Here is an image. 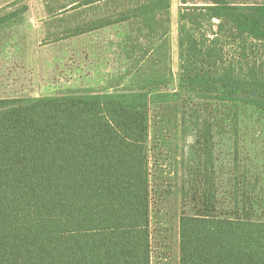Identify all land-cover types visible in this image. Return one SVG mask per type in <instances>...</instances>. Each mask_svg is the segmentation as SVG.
Returning a JSON list of instances; mask_svg holds the SVG:
<instances>
[{
	"label": "trees",
	"instance_id": "obj_1",
	"mask_svg": "<svg viewBox=\"0 0 264 264\" xmlns=\"http://www.w3.org/2000/svg\"><path fill=\"white\" fill-rule=\"evenodd\" d=\"M180 2L177 91L160 90L175 81L172 2L133 0L79 33L134 19L157 38L168 61L142 88L0 98V264H153L150 108L182 91L198 101L190 114L205 169L182 188L192 208L179 218V264H264L259 178H236L223 205L214 161L216 126L237 134L264 115V1Z\"/></svg>",
	"mask_w": 264,
	"mask_h": 264
},
{
	"label": "rangeland",
	"instance_id": "obj_2",
	"mask_svg": "<svg viewBox=\"0 0 264 264\" xmlns=\"http://www.w3.org/2000/svg\"><path fill=\"white\" fill-rule=\"evenodd\" d=\"M263 2L264 0H235ZM170 67L175 81L161 91L178 90V20L180 0H171ZM133 0H0V16L27 6L0 25V98L116 92L140 89L145 79L167 62L160 41L139 32L134 19L79 33L87 22L125 11ZM149 88H153L149 87ZM189 94L151 104L153 264H179V218L192 202L182 188L197 179L199 158L196 129L190 110L197 105ZM209 108L222 104L210 101ZM186 119L182 121L183 115ZM237 134L220 124L215 132L214 161L219 201L227 205L244 175L255 193L264 191V115L255 113ZM191 172V173H190ZM202 177L200 176V179ZM236 178H239L238 180ZM245 178H243L244 180ZM193 182V183H192ZM195 185V184H194ZM191 202V205L189 203Z\"/></svg>",
	"mask_w": 264,
	"mask_h": 264
}]
</instances>
